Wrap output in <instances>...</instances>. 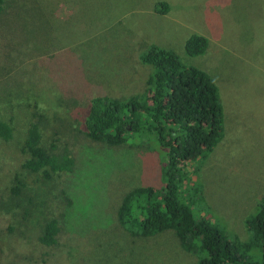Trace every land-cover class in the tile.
Wrapping results in <instances>:
<instances>
[{
  "label": "rangeland",
  "instance_id": "1",
  "mask_svg": "<svg viewBox=\"0 0 264 264\" xmlns=\"http://www.w3.org/2000/svg\"><path fill=\"white\" fill-rule=\"evenodd\" d=\"M165 2L166 15L155 12ZM0 15V264H196L173 231L132 236L117 210L138 186L161 184V154L145 145L108 146L85 137L82 114L96 96L143 91L150 45L174 52L218 88L224 135L189 178L201 185L194 216L246 241V220L264 196V0H7ZM207 38L191 57L186 40ZM38 122L44 146L68 152L72 172L44 181L22 164ZM16 178L26 187L11 193ZM16 203V204H15ZM25 212H30L24 217ZM22 216V217H20ZM56 219L57 243L39 244L37 223ZM260 260V252L258 255Z\"/></svg>",
  "mask_w": 264,
  "mask_h": 264
},
{
  "label": "trees",
  "instance_id": "2",
  "mask_svg": "<svg viewBox=\"0 0 264 264\" xmlns=\"http://www.w3.org/2000/svg\"><path fill=\"white\" fill-rule=\"evenodd\" d=\"M7 6V0H0V15ZM154 10L166 15L169 8L160 1ZM207 47L206 37L192 34L184 51L195 57L204 54ZM139 62L150 68L143 91L123 98L93 97L81 120V131L91 141L108 146L145 145L160 151L164 163L161 184L128 191L117 210L119 225L138 237L173 231L185 252L205 254L196 264H264V196L256 213L245 222L246 241L227 234L206 218L197 219L192 211L200 200L201 185L189 178L198 168H188L205 159L224 135L223 107L213 79L156 45H150ZM12 137L11 124L0 121V139L9 141ZM55 148L54 144L44 146L38 122L30 124L22 144L27 156L22 168L29 174H40L44 181L72 172V156L66 151L53 152ZM25 187L24 181L16 178L11 193L19 196ZM36 226L39 244L51 247L57 243L56 219L49 217Z\"/></svg>",
  "mask_w": 264,
  "mask_h": 264
}]
</instances>
